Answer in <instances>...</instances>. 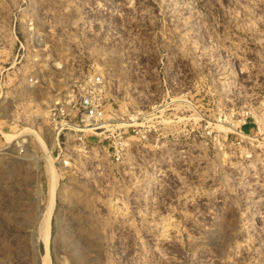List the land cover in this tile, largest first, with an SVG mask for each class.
I'll return each instance as SVG.
<instances>
[{"label":"rangeland","instance_id":"rangeland-1","mask_svg":"<svg viewBox=\"0 0 264 264\" xmlns=\"http://www.w3.org/2000/svg\"><path fill=\"white\" fill-rule=\"evenodd\" d=\"M96 74L118 160L49 127ZM48 207L52 264H264V0H0V264Z\"/></svg>","mask_w":264,"mask_h":264},{"label":"built area","instance_id":"built-area-1","mask_svg":"<svg viewBox=\"0 0 264 264\" xmlns=\"http://www.w3.org/2000/svg\"><path fill=\"white\" fill-rule=\"evenodd\" d=\"M105 82L101 74L76 81L58 100L53 101L49 111L50 130L56 135L58 147L60 138L73 133L78 141L85 143L90 137L107 140L117 160L126 147L129 138L139 137L142 128L138 118L106 119ZM67 139V138H66ZM20 146V147H19ZM18 147L23 150L22 145ZM21 150V152H22Z\"/></svg>","mask_w":264,"mask_h":264},{"label":"bare ground","instance_id":"bare-ground-1","mask_svg":"<svg viewBox=\"0 0 264 264\" xmlns=\"http://www.w3.org/2000/svg\"><path fill=\"white\" fill-rule=\"evenodd\" d=\"M34 136L36 135L35 133H33ZM36 137V136H35ZM54 140V138H53ZM49 164V163H48ZM51 166V165H50ZM49 170V173L50 175L53 176L54 172L51 170V167L48 169ZM51 177V176H50ZM53 178V177H51ZM53 180V179H52ZM50 204V203H49ZM49 206V205H48ZM51 206V204H50ZM49 206V207H50ZM48 207V208H49ZM47 208V209H48ZM38 217V216H37ZM50 217H51V209L49 208V210L44 213H42L40 215L39 218H37L34 222L31 221V223L33 222V225H35V227L37 226L38 228V231L36 232V230L34 229L33 232L35 231L36 232V235L39 236L38 239H41V242L42 240L44 241L43 243H45L46 245V254L45 255H41L40 258V261H39V264H52L51 262V257H50V254L48 252V239H49V232H50ZM29 221V220H28ZM23 222V221H22ZM30 223V221L28 222ZM24 225V224H23ZM34 228V227H33ZM22 229V228H21ZM38 261V260H37Z\"/></svg>","mask_w":264,"mask_h":264}]
</instances>
